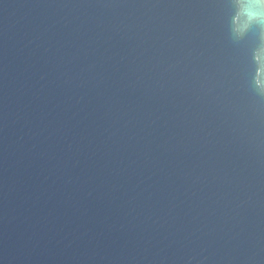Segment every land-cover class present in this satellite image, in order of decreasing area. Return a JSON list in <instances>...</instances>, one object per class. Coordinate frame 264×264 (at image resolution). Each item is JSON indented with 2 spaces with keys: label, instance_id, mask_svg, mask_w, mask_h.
Here are the masks:
<instances>
[{
  "label": "water",
  "instance_id": "95a60500",
  "mask_svg": "<svg viewBox=\"0 0 264 264\" xmlns=\"http://www.w3.org/2000/svg\"><path fill=\"white\" fill-rule=\"evenodd\" d=\"M0 264H264V0H0Z\"/></svg>",
  "mask_w": 264,
  "mask_h": 264
}]
</instances>
